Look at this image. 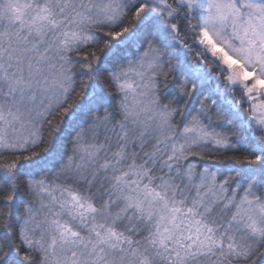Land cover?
Here are the masks:
<instances>
[{"label": "snow or ice", "instance_id": "6c2138e0", "mask_svg": "<svg viewBox=\"0 0 264 264\" xmlns=\"http://www.w3.org/2000/svg\"><path fill=\"white\" fill-rule=\"evenodd\" d=\"M0 264H264V0H0Z\"/></svg>", "mask_w": 264, "mask_h": 264}]
</instances>
